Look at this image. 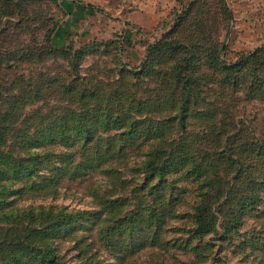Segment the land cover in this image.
Wrapping results in <instances>:
<instances>
[{"label":"rangeland","instance_id":"obj_1","mask_svg":"<svg viewBox=\"0 0 264 264\" xmlns=\"http://www.w3.org/2000/svg\"><path fill=\"white\" fill-rule=\"evenodd\" d=\"M81 1L0 0V264H264V0Z\"/></svg>","mask_w":264,"mask_h":264},{"label":"trees","instance_id":"obj_2","mask_svg":"<svg viewBox=\"0 0 264 264\" xmlns=\"http://www.w3.org/2000/svg\"><path fill=\"white\" fill-rule=\"evenodd\" d=\"M53 1H58V0H53ZM180 18V17H179ZM181 20V19H179ZM55 26L54 25L51 30H50V33L48 35V41L50 42V46L56 50L57 52H61V54H65V52H69L70 51V48L72 46H64V47H57L55 46V43H54V40H55V34H56V30H55ZM125 34L123 35L124 36V41L123 39H121L122 43H127L128 42V35H127V30H125L124 32ZM122 38V37H121ZM157 45H153V46H150V48H155ZM264 54V49H258L257 51H255L251 56L247 57L246 59H243V60H246L247 62H249L251 59H256L258 58V62H260V66H264V62L262 63V60L261 58H264L263 56ZM242 64V62H240L239 64L237 65H234L235 68L238 67V65ZM230 66V65H229ZM229 66H226L227 68ZM231 68V67H229ZM92 95V94H91ZM7 118L4 117L2 118V120H0V137L2 138H5L7 135L8 136H12L14 138H16L20 133L19 130H16V127L14 124H12V122H7ZM143 122V119H137L134 123L137 124L135 126V128H133V130L130 129L129 132L127 133H136L138 134L140 132V124ZM8 146V143L7 142H0V159L4 160L3 158H6V154H5V151H6V147ZM188 149H185L183 150L184 153L186 154V151ZM168 152V150H166ZM175 151V148L174 146L172 145L171 146V149H170V156L168 155V158L165 160V163L163 164V170L165 172V170L167 169V167H173V163L174 161L178 162L177 165H180V163H182L184 161L183 158L181 157H178L179 155L177 154H173L172 153ZM175 155V156H174ZM150 163V160L148 161V164ZM181 166V165H180ZM11 169H13L14 171H17V173L19 172H25L26 171V167L25 165L22 163V162H19V161H16L14 166H11L10 167ZM2 171H4L5 173L8 172L7 169H3ZM11 171V170H10ZM219 196V194H217ZM224 196V194L222 196H219L218 198V201ZM226 202H222L221 204H225ZM210 204V203H208ZM241 207L242 209L246 208V201L244 200L241 204ZM212 207L211 206H208V205H205V206H200L196 212V221L197 223L199 224V226H201L202 228L204 229H208V228H212L213 227V218L212 220L210 218V215H213L212 214ZM78 214L80 215L81 212ZM75 215L72 214L71 212H64L63 210L61 212H58V213H53L51 215V219H50V224H48L44 229H41L43 231H54L57 227L59 226H62L64 225L65 223H68V222H72V218L74 217ZM215 219V218H214ZM136 227L137 225H134L131 227V232H134L136 230ZM124 228H126L125 226L122 228L121 225L117 224V226H114V227H111L110 228V234H109V243L110 244H113V241H114V238L116 237V235H120V234H123L124 232ZM42 232V231H41ZM6 244V242H3V240L1 241L0 240V253L2 251H4V245ZM53 249L54 247L52 246V248H48L46 251L47 253L44 255V258L45 259H50L51 262H53L54 264H56L58 262V256H55L54 253H53ZM34 250H38L37 248H34ZM54 255V256H53Z\"/></svg>","mask_w":264,"mask_h":264},{"label":"crops","instance_id":"obj_3","mask_svg":"<svg viewBox=\"0 0 264 264\" xmlns=\"http://www.w3.org/2000/svg\"><path fill=\"white\" fill-rule=\"evenodd\" d=\"M63 6V10H65V14L66 17L68 19H70V17L72 18L70 22H76L78 21V17H80V19L83 17V14L85 13H89L90 11V7L88 6V4L82 2L81 0H59ZM124 11L122 12L123 15L127 14V16H129L130 19H134L135 21H139V16L142 10L144 9L145 6H151V2L150 0H148V2H146V0H134L137 1V4H131L130 0H124ZM138 3H142L143 5H145L143 8H141V6H139ZM140 7V8H139ZM87 11V12H86ZM79 19V20H80ZM82 21V20H81Z\"/></svg>","mask_w":264,"mask_h":264}]
</instances>
